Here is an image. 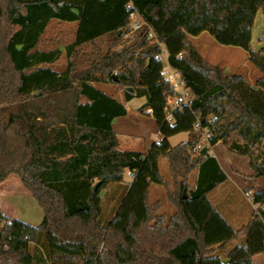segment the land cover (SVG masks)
<instances>
[{
	"label": "trees",
	"instance_id": "obj_1",
	"mask_svg": "<svg viewBox=\"0 0 264 264\" xmlns=\"http://www.w3.org/2000/svg\"><path fill=\"white\" fill-rule=\"evenodd\" d=\"M1 1L0 18L14 27L1 50L16 78H7L0 62V185L17 176L43 218L34 226L0 211V264H255L253 256L264 253V188L252 194L257 206L249 221L233 228L207 197L227 178L215 156L208 149L201 154L202 147L193 151V140L170 147L168 137L207 130L210 145L225 142L248 155L250 177L264 176V47L250 48L264 0ZM132 10L144 21L132 32L133 41L121 50L97 52L77 72L72 60L77 50L105 34L122 36ZM52 19L77 22L64 50L38 48ZM201 32L218 44L244 49L260 76L250 84L206 61L190 39ZM162 49L192 94L170 121L165 99L174 90L160 79L161 62L155 58ZM63 51L67 65L57 71L50 65ZM104 72L125 86V102L145 98L141 107L149 109L158 129L145 152L117 148L112 121L126 108L95 86ZM233 133L240 140H231ZM254 149H259L255 155ZM160 156L172 169L184 167L177 189L166 191L175 206L168 220L154 214L158 201L148 202L150 184H163ZM192 169L195 186L183 194ZM126 170L134 176L116 196L112 217L102 222L101 192L110 183L124 185ZM30 243L42 246L45 259L29 251Z\"/></svg>",
	"mask_w": 264,
	"mask_h": 264
},
{
	"label": "rangeland",
	"instance_id": "obj_2",
	"mask_svg": "<svg viewBox=\"0 0 264 264\" xmlns=\"http://www.w3.org/2000/svg\"><path fill=\"white\" fill-rule=\"evenodd\" d=\"M2 9L3 2L0 0L1 14ZM257 23H260V15L256 17V24ZM76 26L77 22H65L52 19L48 23L40 39L38 48L41 50L61 48L64 50L67 44L73 42ZM262 27L264 29L263 25ZM13 28L8 26L4 18H0V62L2 66H5L7 78H16V75L11 72L6 63L7 61L1 50V43L7 30ZM134 38L135 36L133 33L128 30L119 38H116L113 34H105L92 43L82 45L72 58L76 71L79 72L87 67L89 60H91L97 52L121 50L123 47L128 46ZM193 42L198 45L200 54L206 61L218 65L226 74H241L250 84H253L260 75V72L249 62L248 53L240 47L218 44L208 33H204L197 41ZM66 65L67 58L65 51H63L60 57L50 66L57 71H62L65 69ZM118 70L119 69H115L112 72L115 79H117L116 74H118ZM98 76H101L104 80L94 83L95 86L124 103L123 91L125 86L117 84L112 80L109 81V76L106 72L98 74ZM139 101L140 98L134 97L130 101L125 102L127 113L117 118L114 122V130L119 140L118 149L121 151L136 150L145 152L146 150L143 147L144 141L153 139L156 131H158L156 122L152 120L151 116L146 112V108L141 107L142 104H140ZM187 139L195 141V145L197 144L201 147L206 146L209 153L212 152L218 157L223 170L229 178L219 189L232 190L234 188L232 186L236 184L237 189L235 191V198L237 200H243L246 203V208L250 209L253 188L250 186V181H245V174L249 172V156L230 150L228 144L225 142L217 141L214 145H210L208 143L207 130L197 129L189 134L186 132H179L169 138L168 143L174 146L178 142ZM233 139L240 140L235 133L231 134V140ZM258 150L259 149H254L253 155L257 154ZM169 163L168 158L165 156H160L158 158V169L163 184L152 183L148 191L149 204L151 205L155 201L160 203L159 208L154 211V214L162 215L165 220H168L175 211V206L167 199L166 191L177 189L176 183L182 180L184 169L182 166L172 169ZM195 173L196 169H192L187 174L185 178L186 189L182 191L183 194L186 193V190L194 187ZM259 180L261 184L264 185V177ZM130 181L131 179H129L125 172L123 176L124 185L120 186L117 183H110L105 191H102L104 193L101 192V194H103L101 201L103 211L101 217L102 222L112 217L117 204L116 196L120 195L119 192H122L125 185ZM0 206L6 214L30 225H39L43 218L41 207L30 193L22 187L19 179L15 175L10 176L5 185L0 188ZM249 218L250 216L247 219ZM242 221L243 222L236 223L233 227L238 228L247 220ZM29 251L33 254H40V256L45 259V252L40 244L30 243Z\"/></svg>",
	"mask_w": 264,
	"mask_h": 264
},
{
	"label": "crops",
	"instance_id": "obj_3",
	"mask_svg": "<svg viewBox=\"0 0 264 264\" xmlns=\"http://www.w3.org/2000/svg\"><path fill=\"white\" fill-rule=\"evenodd\" d=\"M259 15H260V23L256 24V17H258ZM256 17L254 19V23H253V27H252V36H251V41H250V48L252 50L258 52L259 50H261L264 47V29L262 27V25L264 26V11H258L257 14H256ZM204 33H207V32H201L200 34H198L196 36H191L190 39H191L192 43L194 44L193 41H197L199 39V37L201 35H203ZM194 46L196 47V49L198 50V52L200 54L198 45L194 44ZM144 101H145V98L144 97H140L139 103L143 104ZM123 105L125 106V102L123 103ZM126 113H127V108H126ZM119 117H121V116H119ZM119 117L114 118V120L112 121L113 130H114V122ZM152 120H154V119L152 118ZM186 133L189 134V132H186ZM115 134H116V137H117V133L116 132H115ZM157 135H158V131H156L155 136L153 137V139L148 140V141H144L143 147H144L145 150H147L151 146L153 141L157 139ZM172 136H174V135H172ZM172 136L168 137V141H169V138H171ZM117 141H118L117 148H119L118 137H117ZM185 141H188V139L180 141V142H185ZM180 142H178V143H180ZM176 145H174V146H176ZM174 146L170 145V147H174ZM133 151H136V150H133ZM210 154L215 156V158L217 159V162L219 163L220 167L222 168V166L220 164V160L218 159V157L215 154H213L212 152ZM251 173H252V170H251V168L249 166V172H246V174H245L246 175L245 181H250V186L253 188V191H252V194H253V192L255 190L264 188V185H262L260 180H259V179H261L264 176L257 177V178H252V177H250ZM225 174H226V172H225ZM226 176H227L226 180L224 182L218 184L210 192H208L207 197H208L209 201L212 203V205H214L216 207V209L221 213V215L226 219V221L232 227L238 222H243L242 220H247L244 224H242L240 226V227H242L243 225H245L249 221V219L251 218L252 211L256 208L257 205L252 202V197H251V208L250 209L246 208V203L243 200H237L235 198V191L237 189V185L236 184L234 186H232V187H234L232 190L231 189H226V190L219 189L224 183H226L228 181V179H229L228 175L226 174ZM9 178H10V176L8 177V179ZM196 178H197V170H196V173H195V181H196ZM8 179L4 183H2L0 185V188L5 185V183L8 181ZM151 185H152V183L150 184L149 190L151 188ZM102 193H104V192H102ZM101 195H103V194H101ZM0 211L4 215H6L8 217L15 218V217H12L11 215H8L5 212H3L1 206H0ZM249 216H250V218L247 219ZM240 227H238V228H240ZM238 228H235V229H238ZM235 243L236 242L230 243L229 245L226 246V249L231 248ZM225 260H226V258L222 257V261H225ZM253 261H254L255 264H264V253H261V254L253 256Z\"/></svg>",
	"mask_w": 264,
	"mask_h": 264
},
{
	"label": "built area",
	"instance_id": "obj_4",
	"mask_svg": "<svg viewBox=\"0 0 264 264\" xmlns=\"http://www.w3.org/2000/svg\"><path fill=\"white\" fill-rule=\"evenodd\" d=\"M130 23L128 25V30L133 32L137 30L141 25L144 24L142 18L138 15V13L134 10L129 12ZM147 36L149 39H154V31L149 28L147 30ZM155 58L161 62V67L158 71V75L161 80H165L171 84L173 87L174 93L168 94L165 99V119L172 120L173 112L183 106H188L192 99V94L190 91L184 86L183 79L178 70L174 69L170 66L167 58V53L164 49H162L158 54L155 55ZM146 112L149 113V109H146ZM215 117H212L214 120ZM198 127V124L195 125ZM201 146L194 145L192 150L195 152H199ZM126 175L129 179H132L134 176V171L126 170Z\"/></svg>",
	"mask_w": 264,
	"mask_h": 264
},
{
	"label": "water",
	"instance_id": "obj_5",
	"mask_svg": "<svg viewBox=\"0 0 264 264\" xmlns=\"http://www.w3.org/2000/svg\"><path fill=\"white\" fill-rule=\"evenodd\" d=\"M114 78H115V77H114ZM128 90L131 91L132 89H131V88H128ZM201 154H203V155H206V154H207V147H206V146L202 147V149H201ZM97 185H98V182H96V183L92 186V190H93V191L96 189Z\"/></svg>",
	"mask_w": 264,
	"mask_h": 264
}]
</instances>
